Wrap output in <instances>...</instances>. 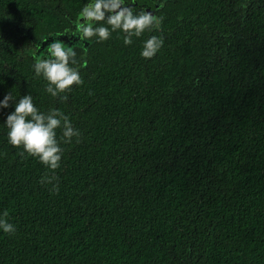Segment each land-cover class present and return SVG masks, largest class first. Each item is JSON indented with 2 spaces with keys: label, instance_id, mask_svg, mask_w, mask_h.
I'll use <instances>...</instances> for the list:
<instances>
[{
  "label": "trees",
  "instance_id": "trees-1",
  "mask_svg": "<svg viewBox=\"0 0 264 264\" xmlns=\"http://www.w3.org/2000/svg\"><path fill=\"white\" fill-rule=\"evenodd\" d=\"M84 2L0 0V99L29 92L81 133L50 191L0 112V264H264V0H163L158 31L76 48L83 83L60 101L23 48Z\"/></svg>",
  "mask_w": 264,
  "mask_h": 264
},
{
  "label": "clouds",
  "instance_id": "clouds-1",
  "mask_svg": "<svg viewBox=\"0 0 264 264\" xmlns=\"http://www.w3.org/2000/svg\"><path fill=\"white\" fill-rule=\"evenodd\" d=\"M153 7L139 5L137 0H85L75 19L69 18L71 28L59 33L42 36L39 41L30 42L24 52L32 56L35 77L46 81L45 91L53 98L67 101L71 86L83 83L80 69L76 67L77 52L73 42L59 37L71 33L75 42L88 47L95 39L99 43L110 38L113 32L123 33V43L130 45L133 37L145 32L159 30L163 17L156 10L163 6V0H153ZM51 38V39H49ZM162 36L149 35L142 41L140 56L152 58L163 46ZM11 108L4 115L3 126L7 129V143L13 147L22 146L21 156L36 158L51 175L41 177V182L51 184L58 190L54 170L60 167L63 143H70L73 137H80V130L73 126L69 116L59 108L42 111L34 103L31 93L26 92L17 99L9 91L0 99V112ZM57 129L60 130L58 138ZM8 213H0V232L15 233V225L7 219Z\"/></svg>",
  "mask_w": 264,
  "mask_h": 264
},
{
  "label": "flooded vegetation",
  "instance_id": "flooded-vegetation-1",
  "mask_svg": "<svg viewBox=\"0 0 264 264\" xmlns=\"http://www.w3.org/2000/svg\"><path fill=\"white\" fill-rule=\"evenodd\" d=\"M139 0H137V2H138ZM141 1V0H140ZM142 6H146V7H153L154 5H153V0H142V2L140 3ZM157 11V10H156ZM40 39H38V40H36V41H39ZM30 42H33V40L32 41H30ZM30 42H28V44L30 43ZM27 46V45H26ZM74 48L76 49V48H81L79 45H74Z\"/></svg>",
  "mask_w": 264,
  "mask_h": 264
},
{
  "label": "rangeland",
  "instance_id": "rangeland-1",
  "mask_svg": "<svg viewBox=\"0 0 264 264\" xmlns=\"http://www.w3.org/2000/svg\"><path fill=\"white\" fill-rule=\"evenodd\" d=\"M60 39H62V40H64L65 42H69L70 40L73 42V46L75 45H79V46H82V45H80L79 43H76L75 42V39L76 38H73V37H71V33H69L68 35H63V36H61V37H59ZM49 39H51V38H49Z\"/></svg>",
  "mask_w": 264,
  "mask_h": 264
}]
</instances>
